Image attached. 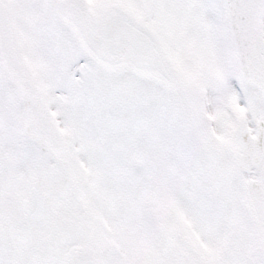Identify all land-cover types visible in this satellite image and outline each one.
Wrapping results in <instances>:
<instances>
[{"label": "snow or ice", "instance_id": "obj_1", "mask_svg": "<svg viewBox=\"0 0 264 264\" xmlns=\"http://www.w3.org/2000/svg\"><path fill=\"white\" fill-rule=\"evenodd\" d=\"M0 264H264V0H0Z\"/></svg>", "mask_w": 264, "mask_h": 264}]
</instances>
